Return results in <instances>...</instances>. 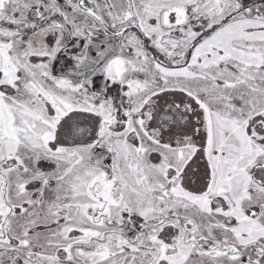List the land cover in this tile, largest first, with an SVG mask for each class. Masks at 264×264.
<instances>
[{"label": "snow or ice", "instance_id": "obj_1", "mask_svg": "<svg viewBox=\"0 0 264 264\" xmlns=\"http://www.w3.org/2000/svg\"><path fill=\"white\" fill-rule=\"evenodd\" d=\"M0 264H264V0H0Z\"/></svg>", "mask_w": 264, "mask_h": 264}]
</instances>
